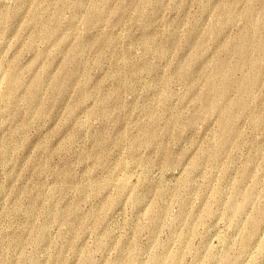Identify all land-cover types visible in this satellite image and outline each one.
<instances>
[{
    "label": "rangeland",
    "instance_id": "obj_1",
    "mask_svg": "<svg viewBox=\"0 0 264 264\" xmlns=\"http://www.w3.org/2000/svg\"><path fill=\"white\" fill-rule=\"evenodd\" d=\"M0 264H264V0H0Z\"/></svg>",
    "mask_w": 264,
    "mask_h": 264
}]
</instances>
